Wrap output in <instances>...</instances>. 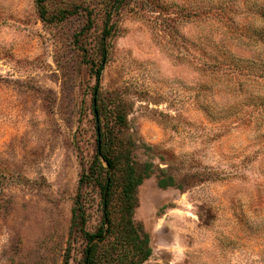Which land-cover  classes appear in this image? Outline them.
<instances>
[{
  "label": "rangeland",
  "instance_id": "1",
  "mask_svg": "<svg viewBox=\"0 0 264 264\" xmlns=\"http://www.w3.org/2000/svg\"><path fill=\"white\" fill-rule=\"evenodd\" d=\"M36 1L0 0V264H83L71 215L111 0H53L75 12L52 25ZM111 25L97 94L105 133L156 168L134 213L146 264H264V0H127ZM83 192L94 231L101 194Z\"/></svg>",
  "mask_w": 264,
  "mask_h": 264
},
{
  "label": "trees",
  "instance_id": "2",
  "mask_svg": "<svg viewBox=\"0 0 264 264\" xmlns=\"http://www.w3.org/2000/svg\"><path fill=\"white\" fill-rule=\"evenodd\" d=\"M51 1L53 0L36 1L40 18L46 24L63 22L75 12L73 9H63L50 13L48 5ZM126 2L127 0H111L101 36V61L99 65L91 62V69L96 77L92 108L98 129L97 149L88 171L80 178L70 225V234L79 233L85 241L83 264H146L153 256L151 237L142 226L136 224L134 213L138 207V190L155 174L156 168L152 162L143 166L136 162L132 156L135 145L133 142L126 144L122 139L119 140L116 136L111 139L105 133L97 94L100 77L109 58L108 43L114 34L111 21L114 13H119ZM222 67L219 69L228 68ZM126 123L127 118L123 114H117L116 124L124 128ZM158 172L157 183L161 189L176 186L173 177H165L164 169L159 168ZM86 186L96 187L101 194L102 218L94 231L87 229L89 203L83 192Z\"/></svg>",
  "mask_w": 264,
  "mask_h": 264
}]
</instances>
